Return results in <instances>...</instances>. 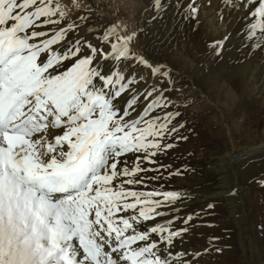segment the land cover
I'll use <instances>...</instances> for the list:
<instances>
[{
  "label": "snow or ice",
  "instance_id": "obj_1",
  "mask_svg": "<svg viewBox=\"0 0 264 264\" xmlns=\"http://www.w3.org/2000/svg\"><path fill=\"white\" fill-rule=\"evenodd\" d=\"M221 2L219 38L201 34L211 56L222 55L241 18L237 51L264 56V0ZM168 6L151 0L145 24L117 38L115 22L90 23L91 8L68 17L60 0H0V264H199L220 243L213 235L202 251L184 247L215 193L197 194L204 207L181 214L197 197L168 189L167 179L188 165L157 159L187 140L179 109L191 98L178 103L169 65L133 43ZM172 7L176 30H199V0Z\"/></svg>",
  "mask_w": 264,
  "mask_h": 264
},
{
  "label": "rangeland",
  "instance_id": "obj_2",
  "mask_svg": "<svg viewBox=\"0 0 264 264\" xmlns=\"http://www.w3.org/2000/svg\"><path fill=\"white\" fill-rule=\"evenodd\" d=\"M226 12L228 11L225 10L224 18ZM163 20L165 21L157 19L151 24L155 35L146 47L148 58L154 57L156 50L167 51L170 56H162L156 60L167 63L174 75L182 76L190 71L180 61V50L187 49L190 58L184 54L182 57L194 65L196 71L201 70L202 64L206 65L205 75L198 84V92L194 88L177 85L180 91L172 93L180 104L191 98V103L179 109L182 113L179 119L184 122L181 134L187 140H181L178 147L169 150L159 160L165 165L171 164L172 169L186 164L188 170L183 176L167 179V188L187 191L197 197L185 201L181 214L203 208L205 201L203 198L199 199L197 194L212 192L218 181L214 163L221 155L231 152L232 159L226 157L228 171L233 175L235 185L239 184L247 191L243 199L236 194L240 204L245 201L244 209L242 206L240 208L246 215V221L243 217V226L246 224L248 227V235L244 236L249 239L250 234L255 244H258L256 251L252 253L249 246L252 241L246 242L245 260L249 264H259L263 261L264 254V236L261 232L264 228V217H260L264 210V186L259 183L264 179V167L259 173L252 175L253 177H248L252 174L251 170L258 172L264 163V146L258 148V138L264 128V56L259 51L250 56L247 50L238 52L242 38L236 34L239 28L232 26L231 36L224 44L222 55L212 57L206 45L193 37L181 35L179 30L172 27L170 19ZM211 85L215 87L212 88ZM189 105H195L191 112ZM233 140H237L236 148L233 147ZM164 183L165 181L162 184ZM223 215L213 209L200 220H193L195 227L186 236V243L195 250L202 251L204 247H208V237L219 235L216 231L221 225L219 223H222ZM257 217L262 219L260 223L256 222ZM204 221L212 222L214 226L208 227ZM217 224L218 228L212 232ZM231 228L232 222L228 230ZM230 240L234 247L238 245L235 237ZM216 246L217 244L212 245L208 252H202L199 264H238L243 260L242 255L219 257L214 248Z\"/></svg>",
  "mask_w": 264,
  "mask_h": 264
},
{
  "label": "bare ground",
  "instance_id": "obj_3",
  "mask_svg": "<svg viewBox=\"0 0 264 264\" xmlns=\"http://www.w3.org/2000/svg\"><path fill=\"white\" fill-rule=\"evenodd\" d=\"M60 2L62 3V7H64V5H68V7L71 9H80L79 11L65 9L68 17L79 16L82 14L84 9L91 8L92 17H91L90 23L92 21H96L98 18V15H102L104 17L102 21L103 24L108 25V24L115 22L118 26V30L115 33V36L117 38L121 34H126V35L133 34L138 28H140L142 25L145 24V21L147 20L148 17L153 15V12L150 10L151 0H60ZM166 2L168 3L169 6L167 10L163 12V19L165 18L166 20L170 19L171 25L173 27V25L176 23L173 20V7H172V4L175 2V0H166ZM199 2L202 4L201 24H200L199 30L196 32H192L190 31V25L184 24L183 30L179 31V33L189 38L193 37L197 39L199 42L203 43V45H206V40L201 39V34H204L207 37L219 38L217 36L215 26H214L216 23L215 16H216V11L224 7V5L222 4L221 0H210V3H208V0H199ZM225 10H227V8H225ZM228 14L229 13L226 12V16H225L226 20H227ZM238 15L240 14L233 12L234 17ZM122 21H125V22L122 23ZM155 21H151L150 26H147L146 31H142L140 35L135 38L134 43H133V47L136 48L138 51L142 52L146 57H149V55L146 53V47L150 43V40L154 38V35H155L151 27V24L154 23ZM162 21H165V20H162ZM243 23L244 21L242 18L234 19L233 22L229 24L228 26L229 31L231 30L232 26H234V28H240L241 24ZM237 33L238 32L236 31V34ZM183 54L189 57L187 53V49L180 50V57H181L180 61L183 62L184 65H187V68L190 71V73L186 74L185 76H182L180 74L175 75L177 85H180V86L185 85L186 87H190L192 89L194 88L193 90L198 92L199 91L198 84L205 75L206 65L202 64L201 70L196 71L194 68V65L186 62V59L182 57ZM162 56H170V53L168 54L167 51L158 52V50H156L155 56L152 58L150 57V58L152 60H156V58H159ZM129 70L135 71L138 74H141L144 76L149 75L147 70H144L142 69V67H139V66L136 67L135 69H132L131 66H129ZM211 87L214 88L215 86L211 85ZM258 139L260 142V145L258 148H261L262 146H264V128L262 130L261 137ZM232 143H233V147L236 148L237 140H233ZM226 157L227 159L228 157H230V160H231L233 156L231 152H227L226 154L218 157L216 159V163H214L215 170L217 171V174H218V181L214 185V188L211 192V193H215L216 205L214 209H217L219 212L224 214L223 219L221 218L222 223H219L221 224L220 227L218 228V224H217V226L215 225L214 231H212V232H215L216 229L218 228L216 233L219 234L218 237L220 238V243L217 244V246L214 248L219 247L221 249L220 251H216V255H218L219 257L226 258L229 255L230 256L242 255L243 260H241V262H239L238 264H249L248 261L245 260L246 242L248 241L251 243L252 241L251 245L249 244L252 250V253L256 251L258 244H255L250 234H249L250 237H248L249 239L245 238L244 236V234L248 233V227L246 224L243 226V223H242L243 217L246 221V215L244 211L242 212L240 211V208L242 206V208L244 209L245 201H243L242 204H240L237 198L238 196L223 195L224 189L236 187L239 190L237 195H240L243 199V197L247 195V191L241 185L239 184L235 185L233 181V175L228 171L229 164H228ZM157 159L159 160V157ZM263 164L264 163L261 164V167L258 172L257 171L254 172L253 170H251L252 174L248 178L253 177L254 174L256 173H259L264 167ZM149 175H153V173H149ZM160 183L162 184L163 181H161ZM199 199H202V198H199ZM204 201L206 203L205 199ZM261 213H263V214H260V217L262 218L264 217V210H262ZM225 218H228V219L230 218L231 220L226 221ZM261 218L257 217L256 222L260 223L262 220ZM231 222H232V228L231 230H228L229 224ZM261 232H262V235L264 236V228ZM229 237L230 239H233V237L237 239L238 245L236 247L233 246V241L228 239ZM187 243L184 244L185 248L194 249L193 247L189 245V243L188 244ZM177 246L180 247L179 241L177 242ZM215 257L216 256H214V258ZM254 264H257V263L254 262ZM259 264H264V254H263V261Z\"/></svg>",
  "mask_w": 264,
  "mask_h": 264
},
{
  "label": "clouds",
  "instance_id": "obj_4",
  "mask_svg": "<svg viewBox=\"0 0 264 264\" xmlns=\"http://www.w3.org/2000/svg\"><path fill=\"white\" fill-rule=\"evenodd\" d=\"M64 9H69V10H75V11H79L80 9H71L68 7V5H64ZM125 21H122V23H124ZM195 105H189L188 109L191 112L194 109Z\"/></svg>",
  "mask_w": 264,
  "mask_h": 264
},
{
  "label": "water",
  "instance_id": "obj_5",
  "mask_svg": "<svg viewBox=\"0 0 264 264\" xmlns=\"http://www.w3.org/2000/svg\"><path fill=\"white\" fill-rule=\"evenodd\" d=\"M210 102V101H209Z\"/></svg>",
  "mask_w": 264,
  "mask_h": 264
}]
</instances>
